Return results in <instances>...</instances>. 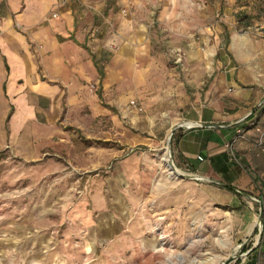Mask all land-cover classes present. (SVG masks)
Masks as SVG:
<instances>
[{
  "label": "rangeland",
  "instance_id": "374dc122",
  "mask_svg": "<svg viewBox=\"0 0 264 264\" xmlns=\"http://www.w3.org/2000/svg\"><path fill=\"white\" fill-rule=\"evenodd\" d=\"M66 2L108 58L63 88L29 145L0 149V264H247L252 252L264 264V0ZM118 42L132 58H113ZM249 96L224 149L254 188L230 202L176 160L189 129L169 134Z\"/></svg>",
  "mask_w": 264,
  "mask_h": 264
},
{
  "label": "crops",
  "instance_id": "0c3cea01",
  "mask_svg": "<svg viewBox=\"0 0 264 264\" xmlns=\"http://www.w3.org/2000/svg\"><path fill=\"white\" fill-rule=\"evenodd\" d=\"M77 13L66 0H0V149L29 145L34 140V129L41 127V117L45 124L56 120L63 88L69 92L71 85L92 81L96 66L93 58H108L104 50L94 54L98 46L85 37L89 29L84 22L75 24ZM118 46L113 58H132L125 53L126 45L118 42ZM100 47L104 49L103 43ZM96 71L100 78L101 72ZM257 97L249 96V102L232 106L215 100L208 107L219 110L222 116L196 112L192 120L208 124L220 118L224 125L214 130H182L175 140L179 165L186 171L213 177L217 190L229 193L230 202L239 190L254 188L241 169L232 165L224 146L245 115L240 106L252 102L256 105ZM247 257V264H256V252Z\"/></svg>",
  "mask_w": 264,
  "mask_h": 264
},
{
  "label": "built area",
  "instance_id": "2783aa9c",
  "mask_svg": "<svg viewBox=\"0 0 264 264\" xmlns=\"http://www.w3.org/2000/svg\"><path fill=\"white\" fill-rule=\"evenodd\" d=\"M0 25H1V20H0ZM257 30H259L261 32H264V23L259 24L258 27H257ZM227 91L229 92L230 90H227ZM257 106L263 108L264 107V100L260 101L257 104ZM255 132H256V139H255V142H254V146L258 147V148L261 147L260 149H263L264 148V136H263L262 132L258 128H255ZM228 146H231V145H228ZM228 146H226V144H225V147L228 148ZM197 160L200 161L201 160L200 157H197Z\"/></svg>",
  "mask_w": 264,
  "mask_h": 264
},
{
  "label": "water",
  "instance_id": "95a60500",
  "mask_svg": "<svg viewBox=\"0 0 264 264\" xmlns=\"http://www.w3.org/2000/svg\"><path fill=\"white\" fill-rule=\"evenodd\" d=\"M192 123H193V122H192ZM180 127H181L180 124L175 125V126L170 130V134H169V136L172 134V131H173L174 128H180ZM195 127H198V128H200V127L209 128V125H208V124H204V123H200V122H195L194 125H192V126H188V127H186V128H187V129H192V128H195ZM168 139H169V137H168ZM167 166H168V165H167ZM168 168H170V166H168ZM176 176L179 177L180 179L185 178V176H183L182 174H177ZM190 177H191V176H190ZM191 178L194 179V177H191ZM234 192H235V190H234ZM261 219H262V209L259 208V209H258V215H257V226L260 225ZM258 234H259V233H258ZM259 237H260V234L257 236V238L259 239ZM229 261H230L229 259H226V260H225L226 263H228Z\"/></svg>",
  "mask_w": 264,
  "mask_h": 264
},
{
  "label": "bare ground",
  "instance_id": "6f19581e",
  "mask_svg": "<svg viewBox=\"0 0 264 264\" xmlns=\"http://www.w3.org/2000/svg\"><path fill=\"white\" fill-rule=\"evenodd\" d=\"M166 164V163H165ZM166 167H167V164H166ZM175 170V168H173V169H171V168H169L168 169V171H169V176H175V175H177V174H179L178 172H176V170ZM217 240H219V241H222V239H217ZM222 245V244H221ZM212 263V262H211Z\"/></svg>",
  "mask_w": 264,
  "mask_h": 264
},
{
  "label": "trees",
  "instance_id": "16d2710c",
  "mask_svg": "<svg viewBox=\"0 0 264 264\" xmlns=\"http://www.w3.org/2000/svg\"><path fill=\"white\" fill-rule=\"evenodd\" d=\"M227 189H228L229 191H231V192L234 193V188L227 187ZM263 242H264V234H263V235H260L258 245H259L260 243H263Z\"/></svg>",
  "mask_w": 264,
  "mask_h": 264
}]
</instances>
